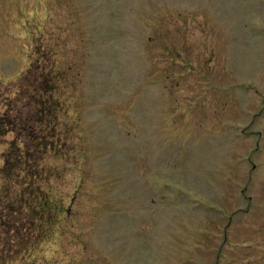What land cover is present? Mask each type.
I'll return each mask as SVG.
<instances>
[{"label":"rangeland","instance_id":"rangeland-1","mask_svg":"<svg viewBox=\"0 0 264 264\" xmlns=\"http://www.w3.org/2000/svg\"><path fill=\"white\" fill-rule=\"evenodd\" d=\"M0 264H264V0H0Z\"/></svg>","mask_w":264,"mask_h":264},{"label":"trees","instance_id":"trees-1","mask_svg":"<svg viewBox=\"0 0 264 264\" xmlns=\"http://www.w3.org/2000/svg\"><path fill=\"white\" fill-rule=\"evenodd\" d=\"M35 177H41L44 180L47 179V176L45 177L42 174H40L39 172L35 173L34 178ZM47 183H49V182H47ZM34 191H35V193H34V195H32ZM28 192L30 194V198L33 197L34 205L37 206V207H35V210L42 215L43 220H46V219L50 220V221L54 220L56 216L54 215L53 212L51 213L48 209L49 208H52L53 210L56 209L58 211V213H59L60 207L57 209L56 198L51 194L50 184L48 185L47 188H43L41 186H38V188L35 187L33 189V191L30 190ZM19 197H20L21 200H23V197H24L23 196V191L19 193ZM30 202H31V200H30ZM59 206H60V204H59ZM40 227H41V231L42 232L45 233V232L48 231L45 226H40Z\"/></svg>","mask_w":264,"mask_h":264}]
</instances>
